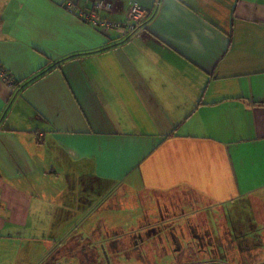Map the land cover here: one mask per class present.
Returning a JSON list of instances; mask_svg holds the SVG:
<instances>
[{"label":"crops","instance_id":"crops-1","mask_svg":"<svg viewBox=\"0 0 264 264\" xmlns=\"http://www.w3.org/2000/svg\"><path fill=\"white\" fill-rule=\"evenodd\" d=\"M65 2L89 11L94 0H0V67L13 81L0 80V243L47 240L57 206L82 222L84 207L104 210L136 235L141 218L118 212L171 195L165 231L147 236L194 254L169 264H264V0H104L113 23L131 4L145 12L130 37ZM118 241L103 257H125Z\"/></svg>","mask_w":264,"mask_h":264},{"label":"rangeland","instance_id":"rangeland-1","mask_svg":"<svg viewBox=\"0 0 264 264\" xmlns=\"http://www.w3.org/2000/svg\"><path fill=\"white\" fill-rule=\"evenodd\" d=\"M63 186V180L61 178L60 188ZM87 188H89V195L83 197L95 200L96 196L91 192L95 190V187H92V189L88 186ZM72 195L78 198L72 190L71 193L68 192L63 196L61 195V199L68 207L72 206V202L73 204L75 203L74 200H69V197H72ZM154 197L156 198V205L150 202L153 207L151 205H147L146 207L144 206L145 204L141 203V205H134L132 208L128 206L117 214L119 218H117V220L120 221V219H122L123 222H130L132 219L141 218L140 225L137 226V230L141 231L136 235L126 230L127 228L125 225L123 226V224L114 227L113 225L111 226L109 221L102 220L106 217L104 210H100L98 214L95 208L93 210H88L91 207H84L83 212L86 213V216L91 215V218L86 222H82V218L79 219V213H76L73 218L72 213H70L71 216L65 214L64 210L57 206L55 207L57 218L55 217V221L47 226L50 238H47V240L37 239L34 241L31 239L23 240L21 238H15L11 242L0 243V264H100V262L103 264L105 261L116 260L124 262L125 264H155V261L159 262L156 264H160L163 260V264H169L180 260L181 256H185V253L191 257L194 253L190 250L184 249L179 251L178 242L164 241L165 237H167L168 240L172 239L168 236L163 235L161 240L158 239L152 242L151 240L154 238L151 233H149L151 240L147 236V226L150 225L156 236H160V233L165 231V229L161 232L159 231L164 228V226H160V223L170 217L171 209L170 207H166V205L160 204L177 200H173L171 195L166 197ZM65 200L67 201L65 202ZM131 201L130 199L129 202ZM76 206L74 207L76 208ZM79 212L83 213L81 211ZM61 213L65 214V216H61L59 220L58 216ZM212 213L213 210L205 211V218H211L213 216ZM107 214L109 215L111 212L107 210ZM143 218H148V220H144ZM182 219L183 218L179 216L177 220L181 221ZM133 223L138 224L139 222L134 220ZM121 226H123L122 228L124 231H122ZM119 232L120 234H118ZM115 235L119 237L114 238ZM113 239H119L118 242L123 240V243H119V245H123V249L121 250H125L124 258L112 259L109 255L107 259L103 257L105 253L101 247L104 246L107 252H109L108 249H110L111 245L108 243ZM188 239L191 240L190 238ZM133 240H137L138 242H135L136 244L133 242L135 248L138 246V251H132L131 249L133 246L131 241ZM190 245L193 246L194 243L191 242ZM154 246L157 251L155 257Z\"/></svg>","mask_w":264,"mask_h":264},{"label":"built area","instance_id":"built-area-1","mask_svg":"<svg viewBox=\"0 0 264 264\" xmlns=\"http://www.w3.org/2000/svg\"><path fill=\"white\" fill-rule=\"evenodd\" d=\"M65 10L74 15L77 19L91 25L93 28L102 32L113 31L121 37H130L141 33L143 31V17L145 12L139 8L137 4L129 5L126 19L122 23H113L100 18L99 12L103 8H106L104 0H94L92 9L86 11L84 9H78L72 2H65ZM0 80L8 85H12L9 74L0 67Z\"/></svg>","mask_w":264,"mask_h":264},{"label":"trees","instance_id":"trees-1","mask_svg":"<svg viewBox=\"0 0 264 264\" xmlns=\"http://www.w3.org/2000/svg\"><path fill=\"white\" fill-rule=\"evenodd\" d=\"M46 72V70L45 71H42L39 75H42L43 73H45ZM129 228V227H128Z\"/></svg>","mask_w":264,"mask_h":264}]
</instances>
